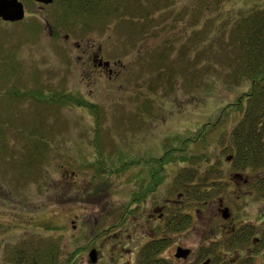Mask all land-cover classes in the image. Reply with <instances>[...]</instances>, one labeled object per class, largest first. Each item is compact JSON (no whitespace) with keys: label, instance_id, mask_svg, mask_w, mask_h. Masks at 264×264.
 <instances>
[{"label":"rangeland","instance_id":"374dc122","mask_svg":"<svg viewBox=\"0 0 264 264\" xmlns=\"http://www.w3.org/2000/svg\"><path fill=\"white\" fill-rule=\"evenodd\" d=\"M22 1L26 10L22 20H0V91L17 92L0 99V264L14 262L11 251H18L22 240L34 237L57 242L56 264H68V260L70 264H112V245L106 237L118 227L128 226L125 237L131 236L133 242L129 241L127 249L137 252L131 261L138 264L142 248L152 242L144 233L148 216L126 214L122 209L132 197H152L143 205L147 212L151 205L162 206L167 197H191L192 230L173 231V240L169 239L159 254L173 264L187 263L175 256L179 246L193 249V264L200 257L202 215L196 214V209H200L201 189L209 190L207 201H217L216 205L218 197L229 194L226 204L239 226L257 222L264 212V191L242 182L263 176L264 168L240 171V190L231 178L237 169L232 159L228 160L232 153L226 142L239 116L226 107L233 102L234 93L218 86L214 95H206V75L190 88L182 78L168 81L166 67L161 66L167 61L161 60L160 49L163 41L175 37L181 42L176 43L172 59L179 57L183 43L189 55L185 57L191 58L208 39L209 25H222L232 15L264 8V0H157L153 32L147 33L141 32L143 21L133 25L130 16L129 20L106 17L90 24L79 19L61 22L56 18L63 10L58 0L44 5ZM131 1L137 7L136 0ZM151 1L141 0L143 8H149ZM99 49L116 72L112 79L88 57ZM205 59L206 54H201L199 70L206 68ZM44 90L48 101H38ZM62 94H71L85 105L55 101L54 97ZM199 124L205 125L204 130L194 141L185 129ZM28 131H33V136L28 138ZM94 147L112 165L114 158L124 156L126 148L139 162H145L137 167L135 162L120 172L99 173ZM170 149H175L172 156L183 152L187 162L169 165L167 177L159 173L152 182L150 159L157 160ZM181 170L196 171L195 177L186 173L183 187L175 184ZM206 176L209 179L204 182ZM63 180H69V185ZM61 194L65 195L63 204L59 202ZM211 209L212 204L203 227L222 222L213 218ZM160 224L151 222L150 226L159 228ZM156 232L163 234L160 228ZM116 242L114 239L111 244ZM210 245L206 249L212 256ZM242 245L215 253L232 259ZM92 247L98 249L95 263L89 256ZM124 253L113 264H131Z\"/></svg>","mask_w":264,"mask_h":264},{"label":"trees","instance_id":"16d2710c","mask_svg":"<svg viewBox=\"0 0 264 264\" xmlns=\"http://www.w3.org/2000/svg\"><path fill=\"white\" fill-rule=\"evenodd\" d=\"M58 1L63 10L59 15H56V18L61 22L62 20H73L75 22L79 19L84 24H90L95 21L103 22L106 17H114L123 21L125 19L129 20L130 16L133 25L140 19L143 21L140 25L142 33L153 32V12L157 11L159 4L157 0H150L152 2L151 6L144 9L141 0L135 1L137 7H134L131 0ZM195 1L200 3L201 0ZM141 13L144 14L143 18H141ZM167 25L169 24L167 23ZM209 27L208 39L198 50L199 54L191 58L185 57L189 55L186 52V43H183L179 48V57L176 58L179 60L172 59L171 53L174 52L176 43L181 41L175 37V40L167 38L163 41L160 56L162 61H167V64L162 62L161 66L163 64V68L166 67L168 81L172 82L176 79V82H178L182 78L189 87L192 83L195 85V82L201 76L203 78L206 75L204 78L207 81V87H204L206 95H214L218 91V86L234 93V100L227 105L226 109H232L233 112L238 114L239 120L231 129L226 146L232 153L234 168L239 171L250 168L260 170L264 168V8H252L242 11L229 17L228 21L222 25L213 24ZM203 53L208 58L205 59L206 68L199 70L197 66L202 63L201 54ZM42 92L39 98L48 101L46 90ZM54 99L58 102L61 99V102L72 101L77 102L79 106L85 105L82 104L85 102L80 99L78 102L71 94L55 96ZM204 126L200 124L194 128L187 126L188 129L186 128L185 132L194 137L195 141L200 137ZM32 132L28 131L27 133ZM31 136L33 134H30L28 138ZM188 138L190 141V137ZM94 149L96 153V164H94L101 171L99 173L120 172L124 170L123 168L132 167L135 162L136 166L139 164V162L137 163L138 158L133 157L135 154L129 153L128 148L123 152L124 156H116L118 159L114 158L116 159L113 163L114 166L101 156L98 147L97 149L94 147ZM174 150L166 151L157 160L150 159L149 163L152 165L153 172L149 173V176L152 178V182H156L159 173H161V176L163 174L162 178L167 177L169 165L173 163L183 165L187 162V157H184L183 152H177L172 156ZM28 152L31 153V150ZM156 169H158L157 175ZM186 173V171L181 170V174L177 176L178 178L175 181L176 185L183 187ZM189 174L190 177H195L196 171L191 170L187 173V176ZM150 191H153V189ZM20 243L23 244L18 251H11L15 261L10 264H56L54 259H57L60 252V247L56 241L34 237L30 240H22ZM163 247L162 240L159 243L153 242L148 245L143 250L141 263L173 264L172 261L159 256ZM67 263L70 264L71 261L68 260Z\"/></svg>","mask_w":264,"mask_h":264},{"label":"flooded vegetation","instance_id":"af4514ba","mask_svg":"<svg viewBox=\"0 0 264 264\" xmlns=\"http://www.w3.org/2000/svg\"><path fill=\"white\" fill-rule=\"evenodd\" d=\"M39 4H42V3H39ZM0 20L4 22H8L1 18ZM100 50L101 49H99L98 51H95L88 57L93 63V66L95 68H97L99 71H102L103 73H106V75L108 74L109 77L112 79L113 73H116V72L113 68H111V62L108 61V59H106L104 55L101 54ZM82 57L85 58L87 56L83 55ZM9 93L11 95H14V93H17V92H10L9 89H6L5 91H0L1 101H2L3 96L5 97ZM38 101H47V100L38 99ZM0 107H2V105ZM232 157L233 156L230 155L228 157V160H231ZM138 162L139 161H137V163ZM144 162L145 161L142 160L139 162L138 165L143 166ZM61 167H62L61 169L63 170L64 169L63 165ZM62 175L63 176L65 175V177L66 176L68 177L67 174H64V171H62ZM231 176H232L231 177L232 180H235V187L240 190L241 184L239 180L240 179L243 180L242 178L243 175L240 173L239 170H237L234 173H232ZM145 177L147 178V175ZM208 179L209 177L207 176L203 177L204 182L208 181ZM224 180H225L224 178L221 179L222 183L224 182ZM231 181L229 183H231ZM63 184L69 185V180L67 181V183H64V180H63ZM249 184L254 187H257L258 190L264 191V174L263 176L259 174L257 177L254 178V180H252V182L249 180H243L242 182V185H249ZM71 189L72 190L75 189L73 185L71 186ZM208 191L209 190L201 189V195L200 197H198L200 201H197L200 205V209H196L198 210L197 212L195 210L196 214L198 213L202 215L201 218H199V220L202 219L200 223L202 224V229L204 231L202 229L200 231L202 233L201 239H200V244L202 247L200 249V257L194 262V264H264V225H259L260 222L264 221V212L258 215V220H256L257 222H255L254 224L248 223L247 225L239 226L236 222L235 215L230 209V206L226 204V201L228 200L226 197H230L228 196L229 194H227L226 196L223 195V196L218 197V204L216 205L217 201H210V200L207 201V199L211 197ZM262 195H263L262 198L264 199V194ZM64 196H65L64 194H61V198L59 199L60 204H63L62 200L64 199L63 198ZM151 198L152 197H148V195L146 197H143V196L132 197L131 203L129 204L125 203V205L122 206V209L126 211V214L131 213V212H137V214L140 213L141 215L143 214V215L148 216L147 221H145L144 223V227L147 226V230L144 233H145V236L149 238L148 241L152 243L153 242L159 243V241L162 240L163 245L165 246L169 242V239L173 240V238L171 237V233L173 231L187 229V231L190 232L192 230L193 214L190 208L193 205V202L191 200V197H178V200H171L172 198L167 197L162 206L155 204L153 206L151 205L148 212L145 210H142L143 205L147 203L149 200H151ZM202 198L203 200H201ZM74 201H77V200L75 199ZM210 204H212L211 213H213V218L217 220L222 219L220 220L222 222L220 224L215 222L213 224H210V227H203V223L206 224V221L204 219L206 217L208 205ZM201 206L203 207L206 206L207 208L205 207L202 209ZM185 208H189V210H185ZM180 209H183V211L181 212ZM176 215H179V217ZM134 217L137 218L138 215ZM175 217H178V220H175ZM151 222H157V223L161 222L159 228L161 229V233L163 234H160V236L157 235L156 230L159 228L158 226L157 227L155 226L152 228L150 226ZM131 223H132L131 224L132 226H134L133 224H136L134 223V220H132ZM130 228L131 227L129 226L125 228L118 227L117 229L113 231L112 234L107 235L106 239L109 242V245H112L109 247V254L111 257L110 260L112 264L114 262H119L121 257H123L122 254L124 252H126L124 253L125 256L126 255L130 256V258L127 259L126 261L128 260L131 261L133 257L136 255L137 252H134V250L132 249H127V245L129 241L133 242V239L131 236H130V239L125 237L127 230ZM114 239H117V242L111 244V242ZM209 242H211V245H210L211 251H214L212 256L208 255L211 252L208 253L206 249ZM239 243H242L243 244L242 246L244 248L242 247L239 253L232 259L229 258L232 256L223 257V255L219 256L217 253H215L217 250H220V248L221 250L222 249L224 250L227 246H231V245H235ZM179 247H182V246H179ZM93 248H96V247H92V249ZM182 248L189 250L187 256L183 257L187 261L186 264H193L192 262L193 260L192 256L194 254L193 249L187 246L186 247L184 246ZM144 249L145 247L142 248V252L140 253V256L137 259L138 264H142L141 257H142V253ZM221 250L220 252H222ZM115 253L117 254L116 258L113 256ZM260 260H261V263H258L260 262ZM131 264H132V261H131Z\"/></svg>","mask_w":264,"mask_h":264},{"label":"water","instance_id":"95a60500","mask_svg":"<svg viewBox=\"0 0 264 264\" xmlns=\"http://www.w3.org/2000/svg\"><path fill=\"white\" fill-rule=\"evenodd\" d=\"M44 4H51L53 0H34ZM25 5L21 0H0V18L5 21H19L25 17ZM189 250L179 247L176 257H186ZM90 259L95 263L98 259L96 249H92L89 253Z\"/></svg>","mask_w":264,"mask_h":264}]
</instances>
